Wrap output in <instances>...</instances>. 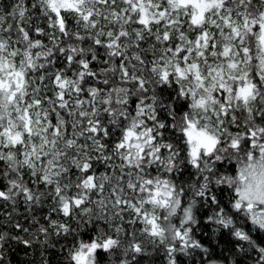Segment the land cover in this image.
Listing matches in <instances>:
<instances>
[{
  "label": "snow or ice",
  "instance_id": "1",
  "mask_svg": "<svg viewBox=\"0 0 264 264\" xmlns=\"http://www.w3.org/2000/svg\"><path fill=\"white\" fill-rule=\"evenodd\" d=\"M0 202V264H264V0L0 5Z\"/></svg>",
  "mask_w": 264,
  "mask_h": 264
},
{
  "label": "trees",
  "instance_id": "2",
  "mask_svg": "<svg viewBox=\"0 0 264 264\" xmlns=\"http://www.w3.org/2000/svg\"><path fill=\"white\" fill-rule=\"evenodd\" d=\"M11 3H13V0H0V5H10ZM11 210L10 206L5 208L4 203L0 202V212ZM46 210L47 209L45 208V211ZM25 215L26 213L22 206L19 208L18 214L14 213V216H16L25 227H28V222L24 219ZM197 219L201 220V223L194 227V236L196 239L200 240L205 247H208L210 251L213 252L212 259L218 261L219 264H230V261L233 259H237L239 264H250V261H248L247 258L234 256L233 253L229 252L231 245L227 243V240L222 235L213 234V226H205L203 224V213H197ZM3 222L4 217L0 215V224ZM8 230L12 231L14 235L18 234L25 239L29 238L28 234L22 232L17 233L14 229H11L10 226ZM261 236L264 237V234H261ZM41 251L42 249L36 244H34L33 248L28 249L15 241H10L5 246L6 259L10 264H41ZM46 255L49 264H58L56 250L49 249ZM180 259L182 264H206L203 253H201L200 250H194L191 257L182 256ZM158 264H164L162 255L160 256Z\"/></svg>",
  "mask_w": 264,
  "mask_h": 264
}]
</instances>
